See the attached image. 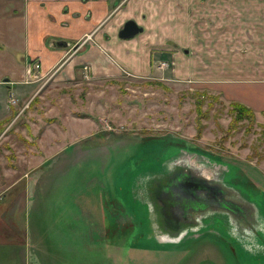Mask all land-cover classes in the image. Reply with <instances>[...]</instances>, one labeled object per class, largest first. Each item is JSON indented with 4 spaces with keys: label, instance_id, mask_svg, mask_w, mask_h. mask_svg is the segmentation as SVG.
<instances>
[{
    "label": "rangeland",
    "instance_id": "374dc122",
    "mask_svg": "<svg viewBox=\"0 0 264 264\" xmlns=\"http://www.w3.org/2000/svg\"><path fill=\"white\" fill-rule=\"evenodd\" d=\"M118 13L168 46L149 75L83 69L4 106L15 114L1 118V206L14 177L59 155L31 172L39 179L10 228L17 240L0 244L1 264H264V113L210 87L261 50L264 0H133ZM178 169L228 194L196 212L198 230L183 222L170 239L156 197Z\"/></svg>",
    "mask_w": 264,
    "mask_h": 264
},
{
    "label": "crops",
    "instance_id": "0c3cea01",
    "mask_svg": "<svg viewBox=\"0 0 264 264\" xmlns=\"http://www.w3.org/2000/svg\"><path fill=\"white\" fill-rule=\"evenodd\" d=\"M132 1L127 0V3ZM123 2L124 0H0V119L8 114H15L9 111L10 107L6 103L14 105L17 102H29L33 94L28 93L34 84L41 81L40 86H45L46 83L55 81L52 80L55 76L73 77L83 69L100 71L106 75L119 70L149 75L152 64H156L152 54L159 46L157 41L153 40L151 43L143 35L144 32L129 39L117 36V28L127 19L126 15L118 13ZM84 40L85 43L75 53L69 54L71 44ZM258 47L261 50L256 54L246 50L245 63L241 67L235 65L234 69L228 70L230 72H223L230 78L220 77V80L215 81V86L210 87L227 99L243 103L260 114L264 113V35ZM158 49H168V46ZM34 58H39L41 62L36 78L27 74L28 62ZM45 76L47 77L44 78ZM4 78H8V81H4ZM4 106L9 110L6 111ZM11 127L13 124L8 127L9 130ZM7 132L9 131H4L3 135ZM20 133L25 136L24 132ZM25 139L23 137L21 140ZM23 142L20 144L21 149ZM71 146L72 144H68L66 147ZM39 147L40 150L47 149L43 140L39 142ZM51 148L59 149L52 144L49 149ZM55 156L37 160L35 168L25 171L20 177H14L10 186L3 191L6 202L5 205H0V244L17 240L16 235L10 233V228L13 225L16 227L14 223L17 210L23 209L39 179L38 176L31 175V172L40 170L42 173L45 170L43 167L49 166L50 161L56 159ZM2 262L3 258L0 257V264Z\"/></svg>",
    "mask_w": 264,
    "mask_h": 264
},
{
    "label": "water",
    "instance_id": "95a60500",
    "mask_svg": "<svg viewBox=\"0 0 264 264\" xmlns=\"http://www.w3.org/2000/svg\"><path fill=\"white\" fill-rule=\"evenodd\" d=\"M140 31H142V27L138 26L135 20L129 19L119 30L118 36L126 39ZM181 143L187 144L185 142ZM187 146L186 148L203 150L195 145L187 144ZM227 194V189L221 188L216 183L215 185L212 184V181L204 178L200 172L182 169L171 172L168 176V186L159 189L156 197V201L162 205V212L166 216L165 222L168 223V237L172 239L174 236L178 239L188 227V225L182 226L183 222L194 224L196 212L204 210L206 206H210L212 203L223 201ZM170 201L178 202L177 210H168L167 203L169 207ZM224 208V211H226L227 208ZM191 227L198 230L199 226L194 224Z\"/></svg>",
    "mask_w": 264,
    "mask_h": 264
},
{
    "label": "flooded vegetation",
    "instance_id": "af4514ba",
    "mask_svg": "<svg viewBox=\"0 0 264 264\" xmlns=\"http://www.w3.org/2000/svg\"><path fill=\"white\" fill-rule=\"evenodd\" d=\"M127 3V0H124V2L122 3V4H120V7L123 5V4H126ZM129 19H132V18H128V19H126V20H124V22L122 23V25L120 26V27H118L117 28V36H118V32H119V30L123 27V24L127 21V20H129ZM132 20H135V19H132ZM136 21V23L138 24V26H140V27H142V31H140L139 33H137L136 35H138V34H141V33H143L144 32V27L137 21V20H135ZM136 35H134V36H132V37H130V38H133V37H135ZM119 37V36H118ZM120 38V37H119ZM122 39V38H121ZM126 39H129V38H126ZM85 43V40L83 41V42H81V41H78V42H76V43H74V44H71L70 45V47H69V54H72V53H75L83 44ZM41 67V62H40V59L39 58H34V59H32V60H30L29 62H28V65H27V74H28V76L29 77H34V78H36L37 77V75H38V73H39V71H40V68ZM4 81H8V78H4ZM12 102H14V101H12ZM1 120V119H0ZM176 203V205L178 206V202H175Z\"/></svg>",
    "mask_w": 264,
    "mask_h": 264
},
{
    "label": "trees",
    "instance_id": "16d2710c",
    "mask_svg": "<svg viewBox=\"0 0 264 264\" xmlns=\"http://www.w3.org/2000/svg\"><path fill=\"white\" fill-rule=\"evenodd\" d=\"M233 105H236L238 107H240L242 110L246 111V112H250V116L253 115V111L251 108L247 107L246 105L240 103V102H236V101H233L231 102ZM4 127V120H0V132L3 130L2 128ZM2 129V130H1Z\"/></svg>",
    "mask_w": 264,
    "mask_h": 264
},
{
    "label": "built area",
    "instance_id": "2783aa9c",
    "mask_svg": "<svg viewBox=\"0 0 264 264\" xmlns=\"http://www.w3.org/2000/svg\"><path fill=\"white\" fill-rule=\"evenodd\" d=\"M165 64H167V63H165Z\"/></svg>",
    "mask_w": 264,
    "mask_h": 264
}]
</instances>
